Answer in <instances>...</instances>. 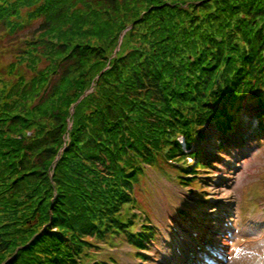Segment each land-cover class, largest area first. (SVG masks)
<instances>
[{
  "label": "trees",
  "instance_id": "1",
  "mask_svg": "<svg viewBox=\"0 0 264 264\" xmlns=\"http://www.w3.org/2000/svg\"><path fill=\"white\" fill-rule=\"evenodd\" d=\"M0 30V264L141 244L146 164L196 173L170 164L176 136L229 126L244 100L264 111V0H0Z\"/></svg>",
  "mask_w": 264,
  "mask_h": 264
},
{
  "label": "rangeland",
  "instance_id": "2",
  "mask_svg": "<svg viewBox=\"0 0 264 264\" xmlns=\"http://www.w3.org/2000/svg\"><path fill=\"white\" fill-rule=\"evenodd\" d=\"M28 29L30 28L21 30L18 35L25 36ZM8 43L7 39L5 43L0 39V48L3 46L2 51L0 49V70L2 66L12 60L7 52L8 48L5 47ZM206 127V133H211L214 130L211 124ZM207 141L208 139L201 141L195 146L205 148L208 144ZM253 144L247 151L240 149L235 151L233 156H228L226 160L233 161L235 165L232 169L227 166L226 162H222L221 165L217 166L219 170L212 177H215V179L223 178L225 185L222 187L211 185L207 189L208 196L215 199L212 201L214 205H220L217 210H223L225 207L231 215L225 224L224 235L214 237L217 241L223 239V248L226 250L225 255L227 256L226 264H264V229L256 230L254 225L250 223L253 222L250 220L256 221L258 217L264 216V142H260V145L259 143ZM192 161L194 160L192 159ZM144 174V177L135 185L134 189L138 204L147 212L152 225L158 229L159 240L162 241L160 236L164 234L173 243L172 235L168 232L167 227L173 224L179 229L178 232H183L182 228L177 226L179 213L182 208L186 212L191 210V212L197 213L196 201H191V199L198 200V198L191 192L190 188H182L179 184H176L172 180L168 168L163 171L158 169L149 170ZM215 183L217 182L215 181ZM196 192H199L198 188ZM256 202L260 205L257 211L252 206ZM206 210L210 211V208L208 207ZM213 210L215 212V209ZM182 217L186 219L187 224L184 225L186 227L188 223L190 224V220L185 216ZM182 217H180L181 220ZM209 223L210 221H207L206 226ZM205 228L203 227V230ZM161 245L158 254L155 250L149 253L152 256L151 258L157 257H155L156 262L150 261L146 264H158L157 261L165 257H167L166 261H169L168 254L171 248L167 249L162 242ZM99 246H104L102 251L97 252V254H100L98 255L100 260L112 257L116 260L115 264H140L139 260L132 256L133 252L127 243L113 249L106 248L107 246L103 243Z\"/></svg>",
  "mask_w": 264,
  "mask_h": 264
}]
</instances>
